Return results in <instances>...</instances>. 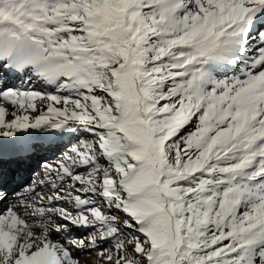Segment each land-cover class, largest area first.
<instances>
[{"label":"snow or ice","instance_id":"1","mask_svg":"<svg viewBox=\"0 0 264 264\" xmlns=\"http://www.w3.org/2000/svg\"><path fill=\"white\" fill-rule=\"evenodd\" d=\"M3 138L0 264H264V0H0Z\"/></svg>","mask_w":264,"mask_h":264},{"label":"rangeland","instance_id":"2","mask_svg":"<svg viewBox=\"0 0 264 264\" xmlns=\"http://www.w3.org/2000/svg\"><path fill=\"white\" fill-rule=\"evenodd\" d=\"M33 86L37 89V90H40V91H49V92H51L52 91V89H50V88H48V86H46V85H43L41 82H39V81H33ZM9 118H11V117H9ZM57 134H58V132H57ZM62 135H64V134H62ZM77 137H79L80 139H92L93 137L91 136V134H89V133H84L83 135H81V133L80 132H77V133H69V138L67 139V140H60L59 142H57V143H55L53 146H50L49 148H43L44 150L43 151H45V150H50L49 151V154L48 155H42V152L39 154L40 156H33V161H37V159L39 160V161H37V164L34 166V172H36V173H38L39 171L41 172V168L39 167V164L41 163V162H48L49 160H50V158H48V157H51V155H53L52 157H53V160L54 161H52V162H55L57 159H60V158H62V156H63V154L65 153V152H70V149H71V147L72 146H74L76 143H77ZM61 147V149H60V151L59 152H57V153H55V151H58L57 150V148L58 147ZM41 148H42V146H41ZM42 156H45L44 158L46 159H43L42 158ZM41 157V158H40ZM43 160H45V161H43ZM24 166V165H23ZM18 168H17V170L19 169H21V167L20 166H17ZM16 168V167H15ZM37 169V170H36ZM39 169V170H38ZM33 171H30V170H28V169H25V172H27L28 174H33L32 172ZM19 172V171H18ZM17 172V173H18ZM31 175L30 176H28L29 178L31 177ZM20 176V175H19ZM21 177V176H20ZM28 177H26L25 179H27V182H28V180H29V178ZM26 183V182H25ZM17 189H20L19 187H17ZM17 189H16V191H17ZM109 247H110V245H109Z\"/></svg>","mask_w":264,"mask_h":264},{"label":"bare ground","instance_id":"3","mask_svg":"<svg viewBox=\"0 0 264 264\" xmlns=\"http://www.w3.org/2000/svg\"><path fill=\"white\" fill-rule=\"evenodd\" d=\"M60 140H62V139H57V140H55L54 142H52V143H42V144H37V143H32V142H26V143H28V144H30L31 146H32V152L34 153V155L33 156H40L39 154L42 152V155H48L49 154V151L50 150H45V151H43L44 149L43 148H49L50 146H53L55 143H57V142H59ZM41 146H42V148H41ZM19 147H20V145H19ZM60 149H61V147L59 146L58 148H57V150L58 151H55V153H57V152H59L60 151ZM40 152V153H39ZM53 155H51V157H48V158H50V160L48 161V162H52V161H54L53 160V157H52ZM45 156H42V158L43 159H45L44 158ZM41 158V157H40ZM46 160V159H45ZM45 160H43V161H45ZM37 161H39L38 159H37ZM37 161H33V159L29 162V164L28 165H17V164H6V165H4V167H5V169L9 172V175L10 176H12L13 178L20 172V171H23V174H24V176L21 178V180L18 182V183H16L15 185H14V187H13V189H17V187L20 185V184H22V183H27V179H25L26 177H28V176H30L31 174H28L27 172H25V169H28V170H30V171H33L34 170V166L37 164ZM41 163H43V162H41ZM40 163V164H41ZM39 164V165H40ZM17 166H20L21 167V169L19 170H17ZM16 167V168H15ZM37 170V169H36ZM39 170V169H38ZM19 171V172H18ZM35 171V170H34ZM33 171V172H34ZM18 172V173H17ZM32 172V173H33ZM40 172V171H39ZM38 172V173H39ZM32 176V175H31ZM29 178V177H28ZM15 179V178H14ZM13 179V180H14Z\"/></svg>","mask_w":264,"mask_h":264}]
</instances>
